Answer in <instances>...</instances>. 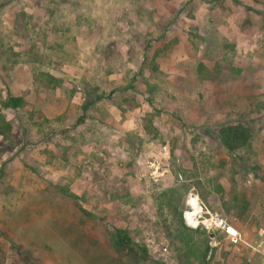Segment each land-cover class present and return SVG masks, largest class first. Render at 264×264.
<instances>
[{
    "label": "rangeland",
    "instance_id": "obj_1",
    "mask_svg": "<svg viewBox=\"0 0 264 264\" xmlns=\"http://www.w3.org/2000/svg\"><path fill=\"white\" fill-rule=\"evenodd\" d=\"M0 114V264H180L202 240L205 264L259 261L183 211L264 227V0H0Z\"/></svg>",
    "mask_w": 264,
    "mask_h": 264
},
{
    "label": "trees",
    "instance_id": "obj_2",
    "mask_svg": "<svg viewBox=\"0 0 264 264\" xmlns=\"http://www.w3.org/2000/svg\"><path fill=\"white\" fill-rule=\"evenodd\" d=\"M47 76L49 77L47 80L49 84V82L53 81L52 79L53 77H51V75H48V74ZM23 102L24 101L21 96H9L3 101V105L5 107H11L15 109L21 106ZM30 115H31L30 119L32 123H34V125L44 126L46 123L49 122V120L43 115V113L39 109H33ZM8 130H11V124L5 120L2 114H0V132L4 133ZM218 136H219L221 143L230 151L235 150L236 148H239L245 145L249 141V138H250L248 128L241 124L227 125V126L221 127L218 131ZM243 208H245V206ZM111 237L113 240L112 248L114 250H118V251H120L119 249L126 250L131 242V238L128 232L121 228H116ZM207 247L208 246L205 240H202L200 244H197V245H194V244L191 245L189 244L188 241H186L185 243L183 242V247L180 249H185V250H184V253H181V255L179 256V259H178L179 263L180 264H192L193 262L190 263V259L192 256L193 259L196 260L198 264H205V254H206V251L208 250ZM214 254H215V251L213 255L211 253L210 258L214 257ZM252 257H255V255ZM259 262L260 260L256 264H258ZM245 264H254V262H252L250 259L246 261Z\"/></svg>",
    "mask_w": 264,
    "mask_h": 264
},
{
    "label": "built area",
    "instance_id": "obj_3",
    "mask_svg": "<svg viewBox=\"0 0 264 264\" xmlns=\"http://www.w3.org/2000/svg\"><path fill=\"white\" fill-rule=\"evenodd\" d=\"M195 196L196 201L198 202V205L200 207L197 217H196V223L193 225L189 222L187 216L185 215L186 211H183V219L184 223L187 226L193 227V228H203L208 233H213V236H210L213 246L216 244V233L221 234L223 238L237 251L244 250L252 255L254 254H260L261 255V261L259 264H264V247H260V242H255L248 240L242 232L233 224L231 223L227 217L220 214L218 211H212L210 210L206 205H204L201 201H199L198 196L192 194L189 196ZM188 198V200H189ZM189 209V206H188ZM264 233V230L261 229L259 231V235H262ZM151 244L153 245V237L149 239ZM212 245V244H211ZM244 246V247H243ZM242 247L244 249H242ZM211 256V249L208 251L207 258H210Z\"/></svg>",
    "mask_w": 264,
    "mask_h": 264
},
{
    "label": "crops",
    "instance_id": "obj_4",
    "mask_svg": "<svg viewBox=\"0 0 264 264\" xmlns=\"http://www.w3.org/2000/svg\"><path fill=\"white\" fill-rule=\"evenodd\" d=\"M231 40V39H230ZM238 40V39H237ZM232 41V43H233V40H231ZM230 41V42H231ZM249 42V39H240L239 40V43H238V46L239 45H247V43ZM264 212V211H263ZM251 221H256V219L257 220H259V221H261V222H264V214H260V215H251ZM256 218V219H255ZM236 227H237V225L236 224H234ZM238 228V227H237ZM241 232H242V234L246 237V234L240 229V228H238ZM261 229H263L264 230V227H257V229H256V232H255V238H250V239H248L247 237V239L248 240H251V241H255L256 243L257 242H260L261 243V246L260 247H264V233L262 234V235H259V231L261 230ZM243 249V248H242ZM237 253H247L246 251H244V250H240V251H238ZM249 253V252H248ZM249 255L252 257V256H254L255 255V257H259L258 259L261 261V255L260 254H254V255H252L251 253H249ZM249 256V257H250ZM232 259H234V257L232 258ZM260 263V262H259ZM258 263V264H259Z\"/></svg>",
    "mask_w": 264,
    "mask_h": 264
},
{
    "label": "bare ground",
    "instance_id": "obj_5",
    "mask_svg": "<svg viewBox=\"0 0 264 264\" xmlns=\"http://www.w3.org/2000/svg\"><path fill=\"white\" fill-rule=\"evenodd\" d=\"M188 201L191 206L188 204L189 209L186 210L185 215L187 216L189 222L193 225L194 223H196V217L200 207L198 205V202L196 201L195 196H191Z\"/></svg>",
    "mask_w": 264,
    "mask_h": 264
},
{
    "label": "water",
    "instance_id": "obj_6",
    "mask_svg": "<svg viewBox=\"0 0 264 264\" xmlns=\"http://www.w3.org/2000/svg\"><path fill=\"white\" fill-rule=\"evenodd\" d=\"M209 235H210V236H213V233H210Z\"/></svg>",
    "mask_w": 264,
    "mask_h": 264
}]
</instances>
